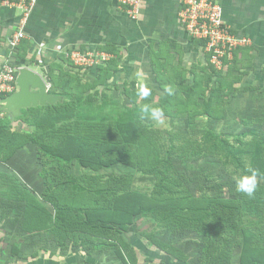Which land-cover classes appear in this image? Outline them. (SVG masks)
Returning <instances> with one entry per match:
<instances>
[{
  "label": "rangeland",
  "instance_id": "1",
  "mask_svg": "<svg viewBox=\"0 0 264 264\" xmlns=\"http://www.w3.org/2000/svg\"><path fill=\"white\" fill-rule=\"evenodd\" d=\"M256 55L259 56V50ZM251 59L244 60V68L240 69L233 54L220 68L210 65L205 54L199 66L191 70L190 78L180 74L178 86L169 87L172 94H169V88L149 87L151 95L141 98L137 95L138 86L134 84H110L103 114L114 117L122 109L138 110L147 139L141 157L133 165L118 163L93 171L76 161L72 163L70 171L77 177L81 189L69 187L61 192L60 198L77 209L68 213L70 218L66 223L74 226L77 234L71 238H67V234L61 236L60 245L55 244L48 232L41 231L42 226H36L38 222L28 219L29 215L23 209L26 204L18 193L16 180L49 206L41 198L43 183L36 146L25 143L13 153L3 150L0 155V264H56L57 254H60L62 264H242L241 246H229L214 257L212 254L204 256L203 239L194 227L201 214L197 210L234 206L244 213L249 202L252 209L249 223L259 219L264 226V190L258 189L252 196L237 191L235 178L241 172L224 158L222 151L191 156L190 150L182 151V142L191 140L203 144L205 134L210 130L244 148H251L262 140L264 63L257 61L256 69L249 72L245 68L251 66ZM166 95L170 99L164 106L162 97ZM98 97L100 100L101 96ZM63 99L59 96L58 101ZM9 103L16 107V100ZM143 105L161 108L164 123L152 120L142 111ZM0 111L2 116H12L11 125L16 132L25 134L35 129L17 120L20 113L13 114V110L5 108L3 103H0ZM75 120H78L77 115L65 118L66 123ZM105 122L111 124L112 119ZM253 129L257 135L250 132ZM89 131L91 135L93 131ZM171 143L176 144L171 171L185 195L183 206L192 211L187 213L185 210L187 214L183 217L166 220L161 214L137 213L130 205L115 204L114 195L125 190L154 197L161 193L156 185L158 173L153 168L162 166ZM5 145L0 143V147ZM261 185L264 186V180L258 178V186ZM166 192L162 190V194ZM169 212L167 210V216ZM243 213L242 224L249 226ZM98 240L113 247L96 249L94 242ZM258 245L264 247L262 241ZM115 247L123 249L126 258L122 259Z\"/></svg>",
  "mask_w": 264,
  "mask_h": 264
},
{
  "label": "trees",
  "instance_id": "2",
  "mask_svg": "<svg viewBox=\"0 0 264 264\" xmlns=\"http://www.w3.org/2000/svg\"><path fill=\"white\" fill-rule=\"evenodd\" d=\"M206 57L213 66L210 56ZM12 58L19 64L26 61L25 56L20 57L15 50L12 52ZM111 74L107 72L106 75ZM70 75L63 71L56 72L55 68L51 67L48 72L49 79L56 86L62 87L61 92L54 91V94L63 96L64 99L54 104L20 109L17 120L34 126L32 132L25 134L16 132L11 125L12 116L8 114L2 116L0 111V143L6 144L0 147V155L3 150L13 153L25 143H33L37 148L41 167L40 177L43 183L41 198L50 207L16 180L18 193L26 204L23 209H26L28 219L38 222L36 226H42L41 231L48 232L55 239V244L59 243V245L60 240L62 241L61 236L67 234L66 237L71 238L76 237L77 234L74 226L66 224L70 218L68 213L77 209L74 205L63 203L60 198L61 192L69 187L81 189L77 177L70 171L72 163L76 161L81 167L93 171L110 168L118 163L133 165L141 157L144 141L147 139L138 110L126 108L119 110L114 117H107L103 112L108 104L106 91L110 87L95 91L86 90L79 76L75 87L72 85L75 81ZM169 94H172L170 88ZM98 96H101L100 100ZM6 98L7 96H0V101ZM162 98V104L167 106V100L170 98L167 95ZM209 104L210 102L207 101L206 105ZM74 115L78 116V120L74 123L65 122V118ZM108 119H112L111 124L105 122ZM89 130L93 131L92 136ZM250 132L257 135L255 129ZM204 139L203 144L198 141L195 144V141L191 140L182 142V151L188 149L191 156H207L218 154L220 150L224 158L230 160L241 174H246L250 168L256 169L259 173L258 178L264 180V136L251 148L229 142L225 136L211 130L205 134ZM20 140H23L22 143L14 144ZM170 145L162 166L153 168V171L158 173L159 182L156 185H159L161 193L154 197L125 190L114 195L115 204L130 205L137 213L161 214L166 220L170 217H183L188 210L192 211V208L187 209L183 206L185 195L180 188V182L171 171L173 168L171 157L175 153L176 144ZM258 189L261 192L264 186H258L256 191ZM162 190H166V194H162ZM250 204L248 202V206L244 207V213L241 208L227 205L226 209L205 207L197 210L201 214L194 227L203 239L204 256L208 257L212 254L214 257L215 253H222L229 246L236 245L235 247H242V264H264V247L258 245L259 241L264 243V226L259 219H253V224L249 223V216L252 213ZM167 210L170 211L168 216ZM242 213L249 226L242 224L244 223L243 219L241 220ZM95 247L104 250L113 245L98 240L94 242ZM115 249L122 259L126 258L123 249L120 247Z\"/></svg>",
  "mask_w": 264,
  "mask_h": 264
},
{
  "label": "crops",
  "instance_id": "3",
  "mask_svg": "<svg viewBox=\"0 0 264 264\" xmlns=\"http://www.w3.org/2000/svg\"><path fill=\"white\" fill-rule=\"evenodd\" d=\"M220 1L226 22L238 35L251 38L250 44L234 54L240 69L252 57L251 66L245 69L253 72L257 61L264 63V0ZM179 3L142 0L139 19L132 20L116 0H37L26 25L27 37L15 51L25 56L23 64L43 76L53 94L62 87L49 79L51 67L70 73L75 87L79 76L89 91L126 83H146L157 90L178 86L179 75L190 78L205 55L179 22ZM18 18V10L0 7V65L9 55L6 43ZM72 50L105 52L110 58L84 67L71 59ZM107 72L112 74L107 76ZM57 256L56 264H62Z\"/></svg>",
  "mask_w": 264,
  "mask_h": 264
},
{
  "label": "built area",
  "instance_id": "4",
  "mask_svg": "<svg viewBox=\"0 0 264 264\" xmlns=\"http://www.w3.org/2000/svg\"><path fill=\"white\" fill-rule=\"evenodd\" d=\"M132 20H138L142 0H116ZM178 20L187 35L197 41L210 62L216 67L225 65L233 57L237 48L251 43L248 36L238 35L224 18V8L220 0H179ZM37 0H0V7L14 8L19 12L14 32L7 40L9 50L7 60L0 65V96H10L19 89L17 78L26 64H19L12 58V52L27 37L26 25ZM69 56L77 65L90 67L107 61L110 55L105 52H82L72 50ZM221 65V66H219ZM47 89L51 86L47 83ZM5 104V100L1 101Z\"/></svg>",
  "mask_w": 264,
  "mask_h": 264
},
{
  "label": "water",
  "instance_id": "5",
  "mask_svg": "<svg viewBox=\"0 0 264 264\" xmlns=\"http://www.w3.org/2000/svg\"><path fill=\"white\" fill-rule=\"evenodd\" d=\"M17 83L19 89L5 99V108L20 113L21 108L55 103L59 96L54 95L47 89V82L37 71L25 67L19 72ZM11 100H16V107L10 105Z\"/></svg>",
  "mask_w": 264,
  "mask_h": 264
},
{
  "label": "clouds",
  "instance_id": "6",
  "mask_svg": "<svg viewBox=\"0 0 264 264\" xmlns=\"http://www.w3.org/2000/svg\"><path fill=\"white\" fill-rule=\"evenodd\" d=\"M140 81H143V77H139ZM137 95L141 98H146L151 95V89L146 83H140L137 89ZM143 112L150 115L152 120L157 123H164L163 111L159 107H152L149 105H143L141 107ZM258 171L256 169H248L246 174H241L235 178L237 191L243 192L249 196H252L258 187Z\"/></svg>",
  "mask_w": 264,
  "mask_h": 264
}]
</instances>
